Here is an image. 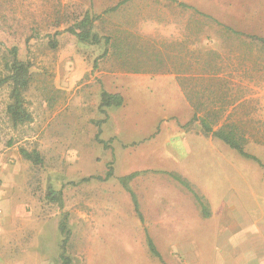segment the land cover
<instances>
[{"label": "rangeland", "instance_id": "obj_1", "mask_svg": "<svg viewBox=\"0 0 264 264\" xmlns=\"http://www.w3.org/2000/svg\"><path fill=\"white\" fill-rule=\"evenodd\" d=\"M122 1L0 0V81L12 60L9 49L17 47L19 58L31 63L32 81L23 96L33 117L31 123L15 126L8 114L12 85L0 86V264H62V254L71 264H187L186 237L195 243L193 253L214 257L219 239L229 234V203L239 208V219L243 208L253 220L263 216L256 202H264V50L227 28L264 37V0H177L219 23L210 20L195 31L207 36L208 47L217 48L223 74H237L232 90L238 91V101L246 92L255 95L229 120L237 118L240 142L261 163L244 158L220 139L215 144L222 152L208 146L193 151L205 160L206 167L192 165L212 198H202L209 216L202 209L203 221L193 226L187 223L195 218L186 217L176 194L188 190L175 178L188 181L184 163L174 160L188 156L186 128L196 135L202 131L197 121L186 127V99L175 97L176 84L170 80L112 75L119 61L146 69L157 53H182L169 51L164 36L175 38L188 18L170 0H132L103 14ZM88 11L101 15L95 31L109 37L111 45L83 43L65 32ZM57 32L62 34L52 49L49 42ZM120 41L133 45L123 58L119 56L125 50L114 49ZM104 91L121 94L124 104L102 110ZM190 100L198 109L204 99ZM21 149L37 151L43 164L26 160ZM110 169L114 176L108 179ZM134 172L140 174L129 186L143 219L120 182ZM251 187L258 190L257 200ZM49 188L61 191L63 209L48 200ZM211 203L218 206L217 222L210 215ZM64 213L71 231L65 248L59 229ZM155 214L177 219L152 226ZM149 237L163 262L151 253ZM175 244L181 248L176 250Z\"/></svg>", "mask_w": 264, "mask_h": 264}, {"label": "crops", "instance_id": "obj_2", "mask_svg": "<svg viewBox=\"0 0 264 264\" xmlns=\"http://www.w3.org/2000/svg\"><path fill=\"white\" fill-rule=\"evenodd\" d=\"M183 12L186 14L188 21H186L182 32L177 34L175 38H171L170 35H167L168 37L164 36L166 40L165 43L170 44L168 48L169 51H182V53H157V60L152 62L151 65H147L146 69H139L137 67L139 64L137 63L119 61L118 64L115 63V66H118L119 69L114 71L112 75L117 79L124 76L130 78L133 77L135 79L170 80L176 84L175 97L186 99V125L196 116L199 129L202 131L199 135H196L188 132L186 128V138L183 139L186 140L185 147L186 150H188V156H186V160L175 157L174 160L184 163L182 173L186 179H188V182L191 183L196 192L203 199L208 202L211 200L212 202L210 194L206 193L203 183L200 182L201 176L194 172L195 168L192 165V163L195 162L199 163L197 165L198 167H206V165L202 164L205 160L203 161L196 158L193 151H198L200 147H202V151H205L207 146L210 149L212 148V150H217L219 152L222 151L221 147L215 144L217 138L213 137L212 134L209 136V134L205 133L202 122L205 121L207 125L213 128V130L226 128L236 129L237 118L232 122L229 120L230 116L243 102H246L248 105V102L252 100L255 95H249V93L246 92L240 102L238 101V91L232 90L233 82L235 84L238 83L237 74H223L224 60L222 56H217V48L212 45L208 47L207 36L205 34L202 35L201 32L195 31V29L201 28L202 25L205 26L210 20L212 23L216 24V22L212 20L214 17L199 9H184ZM192 18L195 20L191 21ZM129 43L130 42L128 41H120L118 46L123 52V50L127 49L129 46L133 47V45ZM192 51L194 52L192 53ZM127 52L128 51L125 50L124 54H120L119 57L123 58ZM208 52L211 55L210 58H208ZM163 56L167 58L170 57L173 60H166V62H164L165 60H163ZM234 62L238 63L239 59L235 58ZM123 63H129V66L125 67L123 66ZM234 92L235 96L233 94ZM191 98L204 100L203 103L198 105V107H200L196 109L192 105ZM220 98L223 100L221 101ZM202 104L203 107H201ZM175 145L178 147L177 142ZM219 152L215 153V155L222 156L223 154ZM192 157H195V159H192ZM202 157L203 156L200 158ZM251 189V193L257 200L258 190H255L254 187H251ZM167 190L168 192L170 191L169 189ZM176 194L181 200L180 204L186 209V217L191 216L195 218L194 222L187 223V226L201 223L203 221L202 208L196 201L194 195L188 190H186V193L177 191ZM166 200L170 201L169 197L166 198ZM210 207L211 218L214 222H217V216H219L217 212L218 206L217 204L211 203ZM256 207L257 209L262 210L263 213L262 218L258 221L253 220L249 209L244 208L242 209L241 218L239 219L237 216L239 208L230 207L229 203V211L232 216L231 223L227 226V232H229V234L222 236L223 238L220 237V246L214 254V257H209L213 260L202 257L199 253H193L192 251L196 250L194 247L195 243L192 240H188L186 237V257L185 255L184 257L186 258L187 264H203L204 261H206L207 264H264V202L261 203L257 200ZM151 219L155 220L154 222H151V225L158 226V224L166 225L174 223V220H176L177 217H161L160 214H155ZM165 239L169 240L167 238H164V240ZM174 248L179 250L181 246L175 244ZM180 252L183 253L182 250ZM188 261H190V263Z\"/></svg>", "mask_w": 264, "mask_h": 264}, {"label": "trees", "instance_id": "obj_3", "mask_svg": "<svg viewBox=\"0 0 264 264\" xmlns=\"http://www.w3.org/2000/svg\"><path fill=\"white\" fill-rule=\"evenodd\" d=\"M130 1L132 0H124L118 6L107 9L103 14L114 12L117 10V8H120L122 4H125ZM170 1L179 4V6L182 7L183 9L196 10L194 7L179 2L177 0H170ZM100 19H101V15L96 16L88 11L79 21H77L74 25L66 29L65 32L75 36L80 42L83 43H88L91 45H99L105 42L106 44L111 45L112 41L110 40L109 37H103L95 31V24ZM212 20L216 22L214 19ZM227 30L230 33H233L234 35L242 39L251 41V44H256L257 46L261 47L264 50V37L248 34L245 32H240L230 27L227 28ZM61 34L62 32H57L51 38L49 43L52 49H57L58 47L57 37L60 36ZM114 48L118 49L120 47L118 46L117 43H114ZM9 52L12 57V60L6 66L8 73L6 77L0 81V86L8 83L12 85V92H11L12 101L8 106V114L15 126L24 125L27 123H31L33 121L32 114L27 109L25 99L23 96L24 92L28 89L32 81L31 63L29 61H23L19 58V51L17 47H12L11 49H9ZM105 55H107V51L105 52L104 56ZM123 104H124V98L121 94H112V93H108L107 91H104L102 93V103H101L102 110L105 111V108L121 107ZM195 121H198L196 116L189 122V124ZM189 124H187L186 127H188ZM202 126L204 127V131L206 134L209 135L212 134L213 137L220 139L221 141L229 145L232 149L237 150L244 158L254 160L259 164H261L257 157L250 155L245 151L242 143L239 140L236 129L226 128V129L213 130V128L207 125L205 121L202 122ZM97 138L99 139V137ZM21 154L26 160L31 161L34 164H38V165L43 164V160L37 151L29 152L25 149H21ZM139 174H140L139 172H134L130 175L121 177L120 182L123 185V187L126 189V191L131 194L136 210L140 218L143 219V216L140 212L137 195L132 191V189L129 186V183L134 178L138 177ZM113 176H114L113 169H110L107 174V178L109 179L112 178ZM175 178L194 195V197L200 203L203 209L204 216L208 217L209 213L207 212V207L204 204L202 197L194 191L193 187L188 181L182 179L179 176H175ZM88 180L89 179H84L83 181H88ZM98 180H101V178H98ZM47 197L48 200H50L51 202L59 203L60 207L63 209L64 202L62 199L61 191L57 192L53 188H49ZM62 216H63V220L59 225V229L61 233L65 236L63 240V247L65 248L70 240L71 231L68 227V213H64ZM148 241H149V248L151 253L154 256H156L160 261L163 262L161 255L157 250V247L155 246V243L151 240L150 237L148 238ZM61 257H62L61 258L62 264H71L70 258L66 257L64 254H62Z\"/></svg>", "mask_w": 264, "mask_h": 264}]
</instances>
